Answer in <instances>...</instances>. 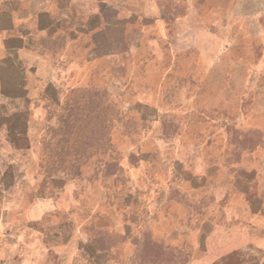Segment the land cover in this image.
<instances>
[{
    "label": "crops",
    "instance_id": "obj_1",
    "mask_svg": "<svg viewBox=\"0 0 264 264\" xmlns=\"http://www.w3.org/2000/svg\"><path fill=\"white\" fill-rule=\"evenodd\" d=\"M131 15L164 35L171 34L170 25L177 24L178 58H189L194 73L200 57H226L244 41L253 45L258 60L252 93L249 104L246 97L241 100L238 120L254 122V147H261L264 154V0H0V264H264V222L249 228L208 218L192 223L190 212L180 210L184 199L179 195L174 199L175 211L162 206L151 209L152 199L145 196L146 204L136 209L137 198L130 194L125 197L128 210L120 231L111 212L100 213L99 205L94 212L87 209L79 183L87 178L86 171L72 177L65 156L48 160L56 153L48 147L55 123H62L64 139L70 135L72 120L56 112V94L64 97L70 90L86 88L81 79L78 84L70 81L73 70L67 47L75 41L73 35L82 40L76 27L95 28L88 39L94 43L92 48L83 45L80 56L90 57L95 64L106 62L112 69L120 54L118 28L129 27ZM129 34L130 30L123 33ZM124 36L120 41L127 42ZM142 38L141 31L127 58L137 55ZM157 40L148 38L149 50ZM103 43L108 44L106 49ZM178 140L179 155L184 145ZM61 153L70 154L71 147L63 143ZM204 165L207 171L215 169L212 163ZM205 176L200 186L211 191L206 200L215 202L219 185L209 182V173ZM248 185L252 183L247 180L241 183L244 202L256 198L262 203L264 193H247ZM217 200L227 201L228 195L223 193ZM137 214L151 225L141 228L137 239L142 243L135 247ZM255 215L264 219L258 209ZM104 217L109 220L107 226L100 222ZM154 230L178 235V248L171 253L165 239L151 238L160 253L141 256L137 251L146 249L145 235ZM120 233L126 235V242L103 240L104 235Z\"/></svg>",
    "mask_w": 264,
    "mask_h": 264
},
{
    "label": "rangeland",
    "instance_id": "obj_2",
    "mask_svg": "<svg viewBox=\"0 0 264 264\" xmlns=\"http://www.w3.org/2000/svg\"><path fill=\"white\" fill-rule=\"evenodd\" d=\"M127 21L129 27L118 28L116 47L120 54L111 70L106 62L95 64L90 57L80 56L84 46L92 48L94 43L88 39L94 36L95 28L87 26L82 31L76 27L82 40L73 35L75 41L67 47L73 70L70 81L78 84L81 79L86 88L70 90L64 97L56 94V112L72 120L70 135L64 139L62 123H55V135L48 138V147L56 153L48 160L65 156V162L71 164L72 177L86 171L87 178H81L79 183L87 209L94 212L99 205L100 213L111 212L120 231L128 210L125 197L130 194L137 198L136 209L146 204L142 200L145 196L152 199L151 209L162 206L175 211L178 203L174 199L178 200L179 195L184 199L180 210L190 212L192 223L201 224L208 218L209 222L227 225L229 221L231 226L248 228L263 224L264 219L255 214L258 209L259 215H264V201L252 198L244 202L241 186L247 180L252 183L247 193H264V154L261 147H254V122L238 120L241 100L246 97V104L250 103L258 60L253 45L244 41L233 46L226 57H200L198 72L194 73L190 71L189 58H178L177 24L170 25L172 33L164 35L156 26L142 25L135 15ZM126 30H130L127 37L123 35ZM141 31L144 38L137 45V55L127 58ZM123 36L127 42L120 41ZM150 37L158 39L151 50L147 42ZM107 47L103 43L102 48ZM152 51L154 55L150 57ZM179 138L184 148L178 155ZM63 143L71 147L70 154L61 153ZM206 162L214 164V171L202 169ZM190 167L193 170H186ZM206 173L209 182L219 185L214 191L215 202L206 200L211 191L200 186ZM256 181L263 184L256 187ZM223 193L228 200L218 201ZM137 216L133 223L135 247L142 243L137 239L141 228L151 225L142 215ZM145 219L149 221L151 216ZM100 222L103 226L110 224L106 217ZM145 236L146 249L137 251L141 256L144 252L147 257L160 253L161 248L152 245L151 238L165 239L171 253L178 248V235L154 230V234ZM103 240L126 242V235L108 234ZM170 259L174 258H167Z\"/></svg>",
    "mask_w": 264,
    "mask_h": 264
}]
</instances>
